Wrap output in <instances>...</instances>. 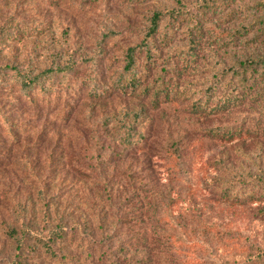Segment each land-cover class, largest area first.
I'll use <instances>...</instances> for the list:
<instances>
[{
    "label": "rangeland",
    "instance_id": "1",
    "mask_svg": "<svg viewBox=\"0 0 264 264\" xmlns=\"http://www.w3.org/2000/svg\"><path fill=\"white\" fill-rule=\"evenodd\" d=\"M181 1L186 11L172 20L164 13L148 39L154 61L136 54L146 82L162 75L185 91L153 105L148 93L122 91L114 79L153 10L176 9L177 0H0V264H58L20 238L26 225L47 231L58 219L80 228L74 240L92 236L97 247L93 263L80 255L73 264H264V202L218 197L222 179L264 178V65L237 105L206 116L188 108L205 102V91L210 103L243 93L239 66L264 60L261 0H209L207 13L202 0ZM39 22L40 35L2 47L3 30ZM106 30L115 34L105 53L87 62ZM68 59L75 71L48 97L21 94L12 66L36 74ZM94 75L108 86L101 97L89 92ZM127 123L139 144L125 143ZM215 126L242 133L219 141L206 131Z\"/></svg>",
    "mask_w": 264,
    "mask_h": 264
},
{
    "label": "trees",
    "instance_id": "2",
    "mask_svg": "<svg viewBox=\"0 0 264 264\" xmlns=\"http://www.w3.org/2000/svg\"><path fill=\"white\" fill-rule=\"evenodd\" d=\"M177 8H172L161 12L160 10L154 9L152 14L149 16V25L146 28L144 38L137 44L129 46L125 52V62L121 69L119 70L118 75L114 79V83L118 89L122 91L129 89L132 92L138 91L141 93H148L150 103L153 105H158L163 100H171L177 94H182L185 92L183 89L178 91L176 87L171 85L169 82H165L162 75L159 79H153L149 82H146L147 74L141 73L137 69L136 64V54L139 52H144L147 62L154 61L153 55L150 49L148 39L157 34L159 31L161 17L164 13H167L168 20H172L175 17L179 16V13H184L185 5L181 0H177ZM260 15H258V21L262 27H264V1L261 0ZM214 4L209 0H202L199 4V11L201 13H207ZM186 15V13H185ZM17 25V26H16ZM14 28L10 27L7 30H3V39L6 43L2 44L3 46H8L9 43L14 41L17 37L21 41L23 35H28L30 32L40 35L44 31L45 26L42 22L35 23L33 26L20 25L16 24ZM115 34L113 30H106L103 35H101L100 41L98 42V50L90 55L86 60L91 64H96L98 59L105 53V44L110 40ZM112 39V38H111ZM77 63L68 59L63 65L57 66H48L37 72L36 74H31L17 67L13 66L11 69H15V77L17 78V83L19 85V91L21 94L26 97H30L31 92H39L42 95L49 96L54 92L53 88L55 84L61 80H67L71 76V72L75 71ZM259 65H264V60H258V58H245L243 63L239 66L240 70L237 72V77L239 79V84L241 85L242 92L232 90L224 100L219 103H210L207 94L209 92L205 91L204 95H207L205 102H202L200 98H197L190 102L188 108L189 112L192 114H197L200 116H206L210 113L223 112L228 108L237 105L240 103L244 97L246 98L250 91L254 88V83L256 78L253 76ZM2 77L0 76V82ZM92 85L89 90L92 96L101 97L107 90L103 89L108 88V86L101 87L97 75H94L90 78L89 81ZM209 88V87H208ZM207 88V89H208ZM123 129L125 131L124 141L128 146H133L139 144L142 140V137H136L133 132V125L130 123L124 124ZM207 134L216 137L219 141L230 142L233 139H236L241 135V128L231 129L227 126H215L210 127L207 130ZM247 133V132H246ZM140 135V134H139ZM138 135V136H139ZM136 137V138H135ZM138 141V142H137ZM250 179L242 175H232L228 179H222V183L219 188L218 197L219 199L229 202L230 205H244L248 203H263L264 202V178L249 176ZM261 186V192H257L255 186ZM259 215L264 217V204L259 208ZM48 217V218H47ZM45 220L49 222V215H45ZM46 227L47 231H44L43 228H38L36 225H26L24 227V232L20 234V238L29 239L30 243L27 244V249L33 252H38V255L43 254L48 258L52 259L58 264H73L74 261L79 260L80 255H83V259L89 263H93L94 254L93 249L97 248L92 244V236L84 237L83 234H80L78 240H74L75 236L79 233V229L69 230L66 228L65 224L58 219L54 224H48ZM11 235H17L16 232H11ZM30 235V236H29ZM33 240V242H32ZM18 243L21 244L19 238L17 239ZM75 242L73 246L76 250V253L70 250L71 243ZM148 252L142 255L145 261L148 260L146 255ZM102 256L97 258V262H100ZM140 262V259H139ZM20 264H26L21 262ZM128 264H137V260L129 259ZM140 264H147L141 262Z\"/></svg>",
    "mask_w": 264,
    "mask_h": 264
}]
</instances>
